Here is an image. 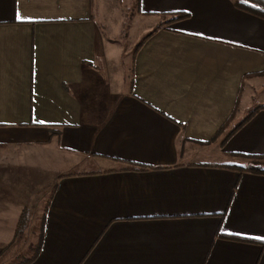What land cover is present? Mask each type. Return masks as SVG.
I'll use <instances>...</instances> for the list:
<instances>
[{"label": "crops", "instance_id": "crops-1", "mask_svg": "<svg viewBox=\"0 0 264 264\" xmlns=\"http://www.w3.org/2000/svg\"><path fill=\"white\" fill-rule=\"evenodd\" d=\"M263 73L235 0H0V262L264 264L220 237L264 243V175L228 167L264 155V109L227 139Z\"/></svg>", "mask_w": 264, "mask_h": 264}, {"label": "trees", "instance_id": "trees-1", "mask_svg": "<svg viewBox=\"0 0 264 264\" xmlns=\"http://www.w3.org/2000/svg\"><path fill=\"white\" fill-rule=\"evenodd\" d=\"M235 5H236L237 8H239V9H241L243 11H246V12H248V13H250V14H252V15L264 20V0H235ZM188 17L189 16L187 14H176V15H173L166 22V25L186 20V19H188ZM160 29H161V27H159V28L155 29L154 31H152L150 34H148L147 38L152 36L154 33L159 31ZM142 45H143V43L139 44L137 46L136 53L142 47ZM260 75H264V73L260 74ZM262 109H264V106H259V107L255 108V109H253L251 111V114L247 118H245L244 121L241 124L236 126V128H234L229 133L227 139L229 137H231L232 135H234L236 133V131H238L242 127L243 124H245L247 121H249L258 111H260ZM225 128H226V126L223 127V129L219 132V134L222 131H224ZM234 155L238 156L240 158L246 159L249 162L247 164H245V165L228 166L229 168H232L233 170H237L239 172H249V173L264 175V167L259 165V164L257 165V164L252 163V161H260V162L264 161V155H244V154H234ZM127 170L141 171L142 168H134V169L127 168ZM29 223H30V221L28 220V214L25 212L23 214L22 218H21V221H20V224H19V227H18V230H17V234H16L17 238L21 237L25 233ZM220 237L228 238V239H232V240H238V241H245V242H249V243L250 242L251 243H259V244L264 246V243L252 241V240H249V239H243V238H238V237H234V236H225L223 234H220ZM40 238H41V241H40V243L38 245V248H40L41 245H42V236ZM28 262L29 261H27L26 263H28Z\"/></svg>", "mask_w": 264, "mask_h": 264}, {"label": "rangeland", "instance_id": "rangeland-1", "mask_svg": "<svg viewBox=\"0 0 264 264\" xmlns=\"http://www.w3.org/2000/svg\"><path fill=\"white\" fill-rule=\"evenodd\" d=\"M27 245L24 246V248L27 249L26 247ZM24 248H23V252H18L17 254H15V256L12 257L11 254H8L7 257L0 262V264H16V261L22 260V258H26L25 256V252H24ZM27 255V254H26Z\"/></svg>", "mask_w": 264, "mask_h": 264}]
</instances>
